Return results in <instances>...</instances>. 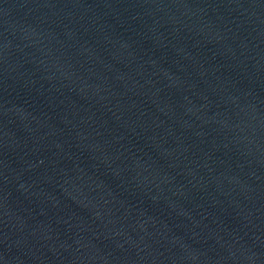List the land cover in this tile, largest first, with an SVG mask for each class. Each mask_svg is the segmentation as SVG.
<instances>
[{
    "label": "water",
    "instance_id": "1",
    "mask_svg": "<svg viewBox=\"0 0 264 264\" xmlns=\"http://www.w3.org/2000/svg\"><path fill=\"white\" fill-rule=\"evenodd\" d=\"M0 264H264V0H0Z\"/></svg>",
    "mask_w": 264,
    "mask_h": 264
}]
</instances>
